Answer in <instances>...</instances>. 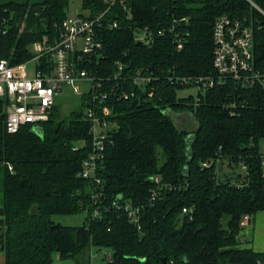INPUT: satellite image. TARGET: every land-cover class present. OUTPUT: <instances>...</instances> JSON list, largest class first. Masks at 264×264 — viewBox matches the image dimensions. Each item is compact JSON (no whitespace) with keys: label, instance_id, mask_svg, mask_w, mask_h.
<instances>
[{"label":"trees","instance_id":"trees-1","mask_svg":"<svg viewBox=\"0 0 264 264\" xmlns=\"http://www.w3.org/2000/svg\"><path fill=\"white\" fill-rule=\"evenodd\" d=\"M252 1L264 10V0ZM70 3L1 5L0 16L11 26L0 36V58L25 63L34 55L33 43L45 37L54 42ZM82 3L79 15H105L96 28L102 46L81 63L79 53L74 57L97 86L80 95L81 106L63 115L56 105L48 120L10 133L7 102L0 97V163L7 167L0 209L5 264H54L55 252L77 259L70 264H91L85 254L93 246L108 249L103 264H162L163 258L175 264H257L264 254L239 248L237 237L246 215L264 211V87L226 78L199 90L197 99L181 98L179 89L197 84L177 78L216 74L213 30L224 14L253 26L256 65L264 66L262 13L249 0ZM114 21L118 26L109 27ZM145 30L152 41L138 39ZM138 76L152 79L139 85ZM100 100L111 107L106 119L115 126L107 131L96 176L88 179L80 175L93 150V120L86 111ZM154 190L159 196L152 202ZM127 203L141 206L140 225L130 220ZM75 213L86 214L83 225L53 219ZM225 215L231 217L228 229L222 225Z\"/></svg>","mask_w":264,"mask_h":264},{"label":"built area","instance_id":"built-area-1","mask_svg":"<svg viewBox=\"0 0 264 264\" xmlns=\"http://www.w3.org/2000/svg\"><path fill=\"white\" fill-rule=\"evenodd\" d=\"M107 1L111 4L116 2V0ZM249 1L264 17V10L252 0ZM104 15L105 13H102L96 18L81 15L74 18L67 17L63 21L59 38L52 42L45 37L33 43L34 55L25 63L13 64L9 58H0V97L5 98L7 102L5 112L8 132L16 133L27 124L38 125L48 120L65 86H70L77 95L90 92L97 87L90 72L77 67L74 57L79 53L77 61L81 63L86 54H91L102 46V43L96 39V28L102 23ZM10 26L9 19L0 16V36L6 35ZM117 26L118 21L109 25L111 28ZM163 33V30L158 31L159 35ZM151 37L152 33L145 30L138 39L152 41ZM213 40L215 45L213 63L216 74L195 79L183 76L178 77V81L187 85L195 83L201 91L222 84L226 78H233L245 86L260 84L264 87V66L256 65L253 26L246 18L229 14L221 15L214 24ZM179 47H182V43ZM120 68L122 69V65ZM151 79L148 76H138L135 82L141 85ZM128 96V93L124 94V97L128 98ZM106 97L107 95L104 96ZM102 102V100L95 102L86 111L87 116L93 120L91 131L93 150L84 161L80 175L88 179L96 176L99 163L104 159L107 131L114 125L111 120L106 119L112 115L111 107L103 105ZM98 124L102 126L100 132ZM261 157L264 168V147ZM204 165L208 166L209 163L206 162ZM156 180L159 182L160 177H156ZM158 196L159 192L154 190L150 200L154 202ZM124 208L130 220L140 225L141 206L127 203ZM187 211V208H184V212ZM99 214V209H96L95 215ZM248 218L250 215H246L243 221ZM166 264H175V262L167 261ZM257 264H264V258Z\"/></svg>","mask_w":264,"mask_h":264},{"label":"rangeland","instance_id":"rangeland-1","mask_svg":"<svg viewBox=\"0 0 264 264\" xmlns=\"http://www.w3.org/2000/svg\"><path fill=\"white\" fill-rule=\"evenodd\" d=\"M81 12H83V3L80 1H71L70 8L68 9V17H77ZM86 13V12H85ZM87 14V13H86ZM25 27V24H21V30H23ZM178 95L181 98H188L189 96H193L195 99L198 98L199 90L196 86H187L185 88H181L178 90ZM82 99L80 95H77L74 93L73 89L70 86H65L63 93L60 94L57 98V105L58 109L61 112V114L65 115L69 111H71L74 108H78L81 106ZM180 114L176 113V116ZM115 126V125H113ZM112 126V127H113ZM99 132L102 129V126L98 124ZM264 145V140L261 141V146ZM236 169L240 172H243V168L236 167ZM230 170V167L228 165V162L224 165V171L228 172ZM86 214L85 213H75V214H58L53 216V219L57 223H61L63 225L67 226H80L83 225L85 222ZM87 260L91 264H103L107 262L108 259V249H99L97 246H93L91 249L86 251L85 254ZM77 261L76 258H62L58 252H55L53 254V262L54 264H70L75 263Z\"/></svg>","mask_w":264,"mask_h":264},{"label":"crops","instance_id":"crops-1","mask_svg":"<svg viewBox=\"0 0 264 264\" xmlns=\"http://www.w3.org/2000/svg\"><path fill=\"white\" fill-rule=\"evenodd\" d=\"M44 0H0V6L10 3H25V2H42ZM74 1V0H71ZM77 1V0H76ZM82 2V0H78ZM6 165L0 163V209L5 206V177ZM231 217L225 215L222 219L224 229H228ZM239 248H250L255 252L264 254V211H260L250 218L242 222L240 233L238 234ZM6 263V254L0 250V264Z\"/></svg>","mask_w":264,"mask_h":264},{"label":"water","instance_id":"water-1","mask_svg":"<svg viewBox=\"0 0 264 264\" xmlns=\"http://www.w3.org/2000/svg\"><path fill=\"white\" fill-rule=\"evenodd\" d=\"M219 167H220V170H222L223 164L220 163ZM122 198H123V196H119V199H122ZM166 263H167V258H163L162 259V264H166Z\"/></svg>","mask_w":264,"mask_h":264},{"label":"bare ground","instance_id":"bare-ground-1","mask_svg":"<svg viewBox=\"0 0 264 264\" xmlns=\"http://www.w3.org/2000/svg\"><path fill=\"white\" fill-rule=\"evenodd\" d=\"M95 102V101H94Z\"/></svg>","mask_w":264,"mask_h":264}]
</instances>
